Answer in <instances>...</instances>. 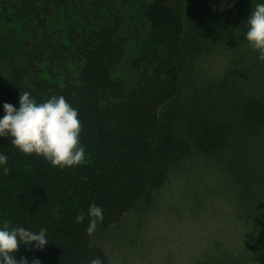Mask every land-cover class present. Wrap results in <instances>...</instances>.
<instances>
[{"label":"trees","instance_id":"trees-1","mask_svg":"<svg viewBox=\"0 0 264 264\" xmlns=\"http://www.w3.org/2000/svg\"><path fill=\"white\" fill-rule=\"evenodd\" d=\"M65 2L0 0V60L10 59L8 52L15 47L21 61L0 82V116L5 102L19 107L24 91L38 102L62 94L78 109L87 159L61 169L35 153H22L11 137H0V152L8 156L10 168L7 175L0 169V221L48 230L50 242L43 250L20 245L17 259L90 264L99 257L110 264L86 231L89 205L103 209L97 227L115 224L140 201L149 200L168 169L193 147L216 154L228 145L224 126L197 113L188 117L172 105L193 54L223 36L234 8L251 11L255 0H122L117 8L106 5L104 16L93 25L70 26L66 40L54 46L50 63L42 67L44 44L35 43L38 30ZM130 7L136 8L135 14ZM31 36L36 40L33 52L27 49ZM22 45L24 52L19 50ZM130 47L137 54L131 62L137 76L128 81L114 73ZM65 54L77 59L76 75L69 72ZM241 119L252 129L262 128L264 103L248 99ZM80 213L85 220L77 223Z\"/></svg>","mask_w":264,"mask_h":264},{"label":"rangeland","instance_id":"rangeland-1","mask_svg":"<svg viewBox=\"0 0 264 264\" xmlns=\"http://www.w3.org/2000/svg\"><path fill=\"white\" fill-rule=\"evenodd\" d=\"M120 4L122 0H67L38 30L35 43L44 44L41 66L50 63L54 46L66 40L70 26H91L104 16L106 5ZM130 8L135 14L136 8ZM250 14V7L234 8L223 36L193 54L172 105L188 117L197 113L224 126L228 145L216 154L193 147L168 169L149 200L91 233L92 244L106 252L110 264H264V126L252 129L241 119L248 99L264 103V61L244 40ZM34 40L31 36L27 47L31 52ZM16 52L12 47L10 59L0 60V82L19 63ZM135 55L130 47L116 78L137 76L131 64ZM76 62L67 57L72 75Z\"/></svg>","mask_w":264,"mask_h":264},{"label":"clouds","instance_id":"clouds-1","mask_svg":"<svg viewBox=\"0 0 264 264\" xmlns=\"http://www.w3.org/2000/svg\"><path fill=\"white\" fill-rule=\"evenodd\" d=\"M253 2V0H252ZM222 10V9H221ZM245 41L258 53L257 58L264 61V0H255L251 14L245 21ZM4 115L0 116V137H11V144L22 153L42 156L54 167L63 169L83 164L86 149L80 141L82 123L78 109L61 95H52L38 102L30 91L19 96V107L11 103L3 104ZM8 156L0 152V169L9 174ZM88 227L90 234L104 219L103 209L91 203L88 207ZM77 223L85 220L84 213L75 217ZM48 230L41 227L38 231L23 225L12 224L9 220L0 221V264H41L38 257L16 258L20 245L28 249L43 250L49 243ZM90 264H104L99 257L90 260Z\"/></svg>","mask_w":264,"mask_h":264}]
</instances>
